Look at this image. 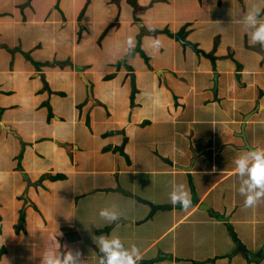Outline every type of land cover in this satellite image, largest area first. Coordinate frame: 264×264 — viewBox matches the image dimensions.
Here are the masks:
<instances>
[{"label": "crops", "instance_id": "1", "mask_svg": "<svg viewBox=\"0 0 264 264\" xmlns=\"http://www.w3.org/2000/svg\"><path fill=\"white\" fill-rule=\"evenodd\" d=\"M136 1L135 17L126 0H0V264L77 249L100 264L110 234L138 264H264L240 247L264 248V199L244 206L234 165L243 127L264 149V47L243 22L264 0ZM137 45L147 62L117 70ZM176 184L199 203L175 207ZM142 200L173 208L147 218Z\"/></svg>", "mask_w": 264, "mask_h": 264}, {"label": "clouds", "instance_id": "2", "mask_svg": "<svg viewBox=\"0 0 264 264\" xmlns=\"http://www.w3.org/2000/svg\"><path fill=\"white\" fill-rule=\"evenodd\" d=\"M261 9L253 7L243 17L245 26L250 29L249 38L252 42L264 47V20ZM128 46H133V38H128ZM160 42L153 41L158 47ZM235 170L240 179L238 192L244 197V206L252 207L264 199V149H249L234 160ZM173 204L188 208L192 200L183 184H176L170 193ZM99 217L109 223L116 221L119 212L114 207H104L99 210ZM100 253V264H138L141 251L136 245L125 246L121 237L101 235L95 238ZM41 264H81L79 250H68L63 254L47 251Z\"/></svg>", "mask_w": 264, "mask_h": 264}, {"label": "water", "instance_id": "3", "mask_svg": "<svg viewBox=\"0 0 264 264\" xmlns=\"http://www.w3.org/2000/svg\"><path fill=\"white\" fill-rule=\"evenodd\" d=\"M175 38H176V40L180 41V43L183 46H188V47L192 48L195 52L199 53V51L197 50V48L195 46H193L190 43L185 42V37L183 35V30H181L178 34H176ZM75 71L78 72L80 79L87 86V88L89 90V96H91V94H90V85L87 82V80L84 78V76L82 75V68L76 67ZM133 78L134 77L132 75H130V79H131L132 82H133ZM215 85H216V88H217V81L216 80H215ZM243 130H244V127L242 129V133L240 134V136L244 139L245 147L248 150L249 149H253L248 144V142H247V140L245 138V133L243 132ZM23 177L25 178L26 182L29 183V180L27 179V177L25 175H23ZM191 188H192V199H191L192 200V204L191 205H197L199 203V198H198V196L196 194V191L194 190L193 185L191 186ZM113 191L122 193V194L127 195V196H131V194L129 192L122 190L119 187V185ZM143 202L146 203L149 206V208H150V212H149L147 218H150L151 215H153L156 211H166V210H170V209L173 208V205H154V204H151V203L146 202V201H143ZM175 207H181V206L179 204H176ZM200 209L201 210H206V211H211V213H212V215L214 217H218L221 220L223 219V217L221 215H219L218 213L213 212L211 207L209 205H207V204H200ZM240 247H241L242 253L245 256H247V260L249 262L259 263L264 258V248H262V250H261V252L259 254L255 255L251 251L247 250L244 246L241 245ZM170 258H171V256H169V255L159 253V254H157V256L155 258H153L152 260L148 261L147 264H152L154 262L161 261V260H164V259H170Z\"/></svg>", "mask_w": 264, "mask_h": 264}, {"label": "trees", "instance_id": "4", "mask_svg": "<svg viewBox=\"0 0 264 264\" xmlns=\"http://www.w3.org/2000/svg\"><path fill=\"white\" fill-rule=\"evenodd\" d=\"M112 2H117L118 0H111ZM128 2V4L132 7L133 12H134V16L136 17V15L140 12L143 11V7L140 6L136 0H126ZM167 34L169 35L170 33L167 31ZM135 54H139V56L145 61L147 62V59L145 58L141 48L139 45L136 46V48L129 50V52L124 55L121 58V61L119 63L116 64V69L120 70L122 68H124L125 70H129L128 66L126 65L127 62L132 59L134 57Z\"/></svg>", "mask_w": 264, "mask_h": 264}]
</instances>
